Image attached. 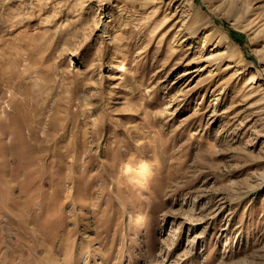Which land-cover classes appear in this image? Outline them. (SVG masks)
<instances>
[{
  "label": "rangeland",
  "instance_id": "obj_1",
  "mask_svg": "<svg viewBox=\"0 0 264 264\" xmlns=\"http://www.w3.org/2000/svg\"><path fill=\"white\" fill-rule=\"evenodd\" d=\"M0 264H264V0H0Z\"/></svg>",
  "mask_w": 264,
  "mask_h": 264
},
{
  "label": "bare ground",
  "instance_id": "obj_2",
  "mask_svg": "<svg viewBox=\"0 0 264 264\" xmlns=\"http://www.w3.org/2000/svg\"><path fill=\"white\" fill-rule=\"evenodd\" d=\"M255 80H256V79L251 80L250 83H251V82H254Z\"/></svg>",
  "mask_w": 264,
  "mask_h": 264
}]
</instances>
